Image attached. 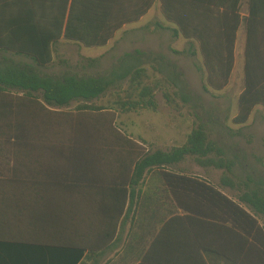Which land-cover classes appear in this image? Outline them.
Returning <instances> with one entry per match:
<instances>
[{
	"label": "trees",
	"instance_id": "trees-1",
	"mask_svg": "<svg viewBox=\"0 0 264 264\" xmlns=\"http://www.w3.org/2000/svg\"><path fill=\"white\" fill-rule=\"evenodd\" d=\"M155 2L0 0V148L7 145L18 148L25 145L60 146L58 150L44 149L46 153L62 158L56 185L47 184V188L56 187L64 193L76 189L78 184L84 189H94L97 184L101 190L117 192H127L126 187L130 185L133 191L147 176L159 175L175 192L177 206L185 213L184 217L174 216L161 234L168 224L176 221L186 225L196 220L206 222L214 228H222L223 244L208 243L204 251L231 264H249L247 257L250 255L254 264H264V225L260 223V219H264V189L252 188L250 181L234 178L235 163L226 158L225 150L210 139L204 127L193 129L181 146L168 151H145L117 126L116 112H156L159 91L173 107H178L179 92L182 99H189L192 93L181 72L171 67L169 77L159 78L155 66L149 69L134 65L141 55L135 52L126 54L105 73L79 75L67 71L60 76L43 73L54 64V47L61 39L88 48L105 47L125 25L146 16ZM161 3L163 16L176 27L173 29L175 36L189 41L188 50L173 52L192 58L200 56L206 72L205 90L224 91L230 84L236 63L237 34L242 25L240 9L193 5L190 0H161ZM245 25V87L238 97V113L233 119L237 126L246 125L257 106L264 107V88H258L254 83L250 69L253 24L246 22ZM9 53L25 56L33 63L17 61L9 57ZM159 61L163 62L164 58L159 56ZM97 62L98 59L90 60L91 65ZM172 86L176 91H172ZM106 97L107 101H102ZM73 103H79L75 112L61 111ZM22 151L17 149L16 152ZM0 152L7 153L2 149ZM84 154L85 160L78 163V174L76 160ZM105 156L113 160L111 177L103 176L99 168L104 164ZM189 158L202 168L224 171L220 185L170 170ZM18 173L15 168L14 174ZM181 188L186 192L184 199L178 195ZM225 190L238 195L232 197ZM118 222L119 218L116 228ZM116 228L108 236L107 245L114 240ZM46 233L50 240V232ZM74 250L82 261L88 248ZM96 257L92 250L81 264H88ZM109 264L134 263L117 259ZM140 264L208 263L203 258L194 262H151L145 257Z\"/></svg>",
	"mask_w": 264,
	"mask_h": 264
},
{
	"label": "crops",
	"instance_id": "crops-1",
	"mask_svg": "<svg viewBox=\"0 0 264 264\" xmlns=\"http://www.w3.org/2000/svg\"><path fill=\"white\" fill-rule=\"evenodd\" d=\"M190 4L240 9L242 25L237 34L236 63L229 86L233 83L239 59L243 64L241 74L245 84V23L248 22L253 24L252 46L249 50L252 80L258 88H264V0H190ZM161 6V0H156L146 16L134 24L125 25L108 45L102 48L109 49L121 34L134 29L136 48L133 53H141L136 58V63L153 69L160 61L157 54L149 51V38L154 37L157 30L171 32L173 37L177 38L173 32L176 27L165 19ZM63 43L76 44L61 39L54 50ZM185 43V50H188L189 41L185 39ZM8 56L18 59L17 61L33 63L31 59L21 56L10 53ZM199 58L201 59L200 56ZM256 118L264 120L262 105L254 109L247 124ZM1 149L7 153L0 152V264H81L92 250L96 252L97 257L91 259L88 264H109L117 259L140 264L145 257L151 262H194L203 258L208 264H231L203 250L208 243L223 244L222 228H214L199 220L188 225L176 221L174 224H168L161 234L164 226L170 223L174 216H185L184 211L177 206L175 192L164 184L163 177L149 175L133 191L130 185H127V192L101 190L97 184L94 189H84V186L80 187L78 184L76 189L64 193L56 187L47 188V184L56 185L58 165L61 164L62 158L58 154L46 153L44 149L58 150L60 146L25 145L18 148L15 145H7ZM17 149L23 151L16 152ZM78 157L80 160H76V172L80 174L78 163L86 157L85 154ZM112 161L109 156H105L104 164L99 167L103 176L111 177L114 169ZM15 168L18 169V174H14ZM170 170L183 172L175 168ZM186 177L211 183L202 176L186 174ZM178 193L182 199L186 196L183 188ZM115 228V238L107 245L106 240ZM46 232H50V240L47 239ZM75 248H88L82 261L78 258ZM247 258L249 264H254L251 255Z\"/></svg>",
	"mask_w": 264,
	"mask_h": 264
},
{
	"label": "rangeland",
	"instance_id": "rangeland-1",
	"mask_svg": "<svg viewBox=\"0 0 264 264\" xmlns=\"http://www.w3.org/2000/svg\"><path fill=\"white\" fill-rule=\"evenodd\" d=\"M135 38L136 31L131 29L121 34L118 41L112 43L107 50L88 48L77 42L63 43L56 47L54 64L44 69L43 73L60 76L67 71L79 75L108 72L117 65L121 57L135 51ZM148 43L150 52L164 58L163 62L155 66L159 70L158 77H169L171 67H175L183 74L192 96L185 100L181 98L182 94L179 92L178 107H173L167 104L163 92L159 91L156 95L158 103L156 112L149 110L138 113L116 112L117 126L143 146L145 151H168L181 146L193 129L202 126L210 135V139L225 150L226 158L235 163L234 178L243 182L250 181L252 188L264 189V120L256 118L244 126L233 123L238 113V96L244 87L242 61L239 59L237 62L232 85L224 91L207 92L206 72L201 59L173 52L186 49L184 38H174L171 32L157 30V34L149 38ZM93 59H98L96 65H91L90 60ZM134 65L141 66L136 62ZM172 91L176 89L173 87ZM107 98L102 101H107ZM78 104L73 103L61 111L75 112ZM175 169L189 175L205 177L216 186L220 185V180L225 175L222 170L200 167L193 158L187 159ZM225 191L232 197L238 195L237 192ZM260 223L264 225V219L261 218Z\"/></svg>",
	"mask_w": 264,
	"mask_h": 264
}]
</instances>
